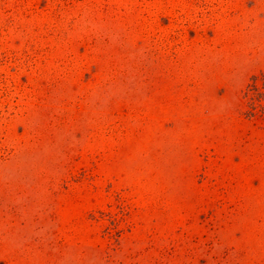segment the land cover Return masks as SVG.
Masks as SVG:
<instances>
[{
    "label": "rangeland",
    "instance_id": "1",
    "mask_svg": "<svg viewBox=\"0 0 264 264\" xmlns=\"http://www.w3.org/2000/svg\"><path fill=\"white\" fill-rule=\"evenodd\" d=\"M0 264H264V0H0Z\"/></svg>",
    "mask_w": 264,
    "mask_h": 264
},
{
    "label": "trees",
    "instance_id": "2",
    "mask_svg": "<svg viewBox=\"0 0 264 264\" xmlns=\"http://www.w3.org/2000/svg\"><path fill=\"white\" fill-rule=\"evenodd\" d=\"M252 86H254L253 87V89H254L253 91H254L255 95H256V93L259 94V92H257V90H256V87H255L256 85H252Z\"/></svg>",
    "mask_w": 264,
    "mask_h": 264
}]
</instances>
